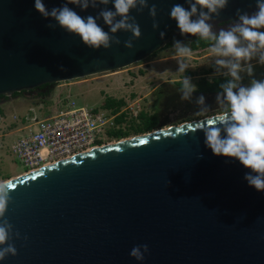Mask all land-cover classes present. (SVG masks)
Wrapping results in <instances>:
<instances>
[{"label":"water","instance_id":"water-1","mask_svg":"<svg viewBox=\"0 0 264 264\" xmlns=\"http://www.w3.org/2000/svg\"><path fill=\"white\" fill-rule=\"evenodd\" d=\"M43 2L51 10L65 0ZM256 2L229 0L219 16L210 14L213 31L236 22L237 9L255 12ZM149 3L157 6L158 29L148 9L132 10L141 29L134 47H124L132 34L118 31L112 35L120 45L97 50L59 26L47 28L55 21L39 14L34 0H0V97L121 70L173 37H196L181 35L170 18L174 4L188 7L185 0ZM97 5L85 10L69 3L84 17L112 8ZM98 23L108 31L102 19ZM215 116L163 122L8 179L16 187L6 218L21 238L11 241L17 255L0 264H264V192L248 186L243 176L249 170L238 161L205 146L202 127ZM143 244L149 252L137 261L130 252Z\"/></svg>","mask_w":264,"mask_h":264},{"label":"clouds","instance_id":"clouds-1","mask_svg":"<svg viewBox=\"0 0 264 264\" xmlns=\"http://www.w3.org/2000/svg\"><path fill=\"white\" fill-rule=\"evenodd\" d=\"M188 7L182 4H174L170 10V18L176 22L181 35L189 34L199 37L203 41H214L209 52L217 57L230 59H216L215 64L227 68V75L231 77L227 83L222 84V97L217 96L220 112L215 119L207 120V125L202 127L204 132V144L211 149L216 156H223L236 160L245 169L243 179L248 186L258 192H264V79H252L250 85L238 84L241 80L240 72L245 71L252 75L255 58L257 63L264 65V0H257V10L251 14L237 9L236 22L227 28L213 31L211 15H220V10L227 7L229 0H185ZM69 3L78 4L81 9L96 8L97 0H65L60 7L49 10L43 0H34L35 10L48 23L47 28L55 30L57 26L69 34L80 37L82 43L91 49H109L113 44L120 45L121 41L114 33L118 31L130 32L132 36L124 41V47L132 49L133 41L141 37V29L136 17L131 15L132 10L137 14L148 9L149 16L153 20V29L159 28L156 20L158 9L155 3L149 0H99V4H112V8H101L97 15L86 17L78 14ZM114 9V10H113ZM196 18H193V17ZM102 19L108 25V31L98 23ZM165 33L160 32L163 37ZM246 42V44L242 43ZM175 54L182 58H191L192 48L174 41ZM242 62H244L242 66ZM188 65L179 61L180 73L187 69ZM61 71H66L63 65ZM181 99L188 100L196 86L190 78L181 76L179 80ZM197 103L204 105V97L198 98ZM207 112L206 107L200 109ZM224 135H221V133ZM143 141L142 144H145ZM10 180H0V261L9 255L16 256L17 249L11 241L20 239L19 231H14V226L6 218L9 204L12 203L10 192L15 189ZM27 240V237H23ZM149 252L147 244L136 245L132 248L130 256L137 261H143L145 254Z\"/></svg>","mask_w":264,"mask_h":264},{"label":"rangeland","instance_id":"rangeland-1","mask_svg":"<svg viewBox=\"0 0 264 264\" xmlns=\"http://www.w3.org/2000/svg\"><path fill=\"white\" fill-rule=\"evenodd\" d=\"M242 43L246 44L244 41ZM181 44L190 47L186 40ZM209 48L193 51L189 59L177 56L175 48L171 46L121 70L58 83L48 97L37 98L30 93H24L1 99L0 180H8L23 173L10 149L18 127L24 124L26 119H43L60 112L66 105L67 95L70 96V103L75 102V105L94 109L102 108L104 100L109 97L123 100L125 106H129L130 112L136 115L140 112L156 113L160 122L158 128L162 127L163 122L167 123L166 126H173L181 124L186 118L193 121L192 119L199 120L217 115L221 110L216 99L203 96L204 105H199L197 100L202 95L193 92L188 100H182L178 87L181 76L190 78L196 88L197 82L203 78L208 81L220 77L231 79L227 75V68L215 64L216 59L230 58L212 55ZM180 60L188 65L183 73L178 71ZM251 63L252 75L241 71L238 84L248 86L252 79H264V65L257 63L255 58ZM243 64L244 62L242 66ZM202 107H206L208 111L201 112ZM139 123L140 120L130 118L123 125V132L127 134L125 138L137 136L132 128ZM121 139L107 136L104 142L109 144Z\"/></svg>","mask_w":264,"mask_h":264},{"label":"built area","instance_id":"built-area-1","mask_svg":"<svg viewBox=\"0 0 264 264\" xmlns=\"http://www.w3.org/2000/svg\"><path fill=\"white\" fill-rule=\"evenodd\" d=\"M69 98L65 97L66 105L60 112L43 119H26L18 127L10 149L22 174L105 145L106 137H112L109 132L125 131L123 125L137 116L127 105L114 113L113 109L78 106ZM119 117L122 120L117 122Z\"/></svg>","mask_w":264,"mask_h":264},{"label":"trees","instance_id":"trees-1","mask_svg":"<svg viewBox=\"0 0 264 264\" xmlns=\"http://www.w3.org/2000/svg\"><path fill=\"white\" fill-rule=\"evenodd\" d=\"M182 39H184V38L183 37L171 38V41L163 49L173 46L174 41L182 42ZM185 40L187 42H189V44H190L189 46H190V48H192L193 51L203 50V49L209 48L211 46V44L214 43V41H203V40L199 39V37H194L192 39H189V40L185 39ZM163 49H161V50H163ZM158 52H156L152 56L156 55ZM228 80H230V78H228V77L214 78L211 81H208V80L203 78L197 82L196 92L197 93H203V94H223V89L221 88V85L227 83ZM55 85L56 84L43 85L39 88L34 89L33 91H29L28 93L31 94L33 92H37L39 98L48 97L53 92ZM21 94H24V92L23 93H17V94H14L12 96H18ZM0 98H7V97H0ZM122 105H123L122 100H116V99L109 97V98L105 99L103 107L108 108V109H113V112L115 113V112L119 111V109ZM1 114H2V110L0 109V115ZM120 120H122L121 117L117 118V122ZM138 120H140V123L133 126V128H132L134 130V132L137 133L136 135L151 132V131L157 129L158 125H159L158 116L156 113L148 114L146 112H140L138 115ZM192 120H195V119H192ZM185 121H190V118H186L182 122H185ZM182 122H180V123H182ZM109 135L112 137H115L117 139L127 137V134L121 130L111 131V132H109Z\"/></svg>","mask_w":264,"mask_h":264},{"label":"flooded vegetation","instance_id":"flooded-vegetation-1","mask_svg":"<svg viewBox=\"0 0 264 264\" xmlns=\"http://www.w3.org/2000/svg\"><path fill=\"white\" fill-rule=\"evenodd\" d=\"M185 41V39H182V42ZM161 51V50H160ZM164 84H167V83H164ZM179 89H180V84L178 85ZM196 95H202V96H207V97H213L214 99L217 100V96L218 94H203V93H197L196 91L194 92ZM32 95L36 96L37 98H39L38 96V93L37 92H33L31 93ZM222 96V94H220ZM3 99V98H0V100ZM158 116V115H157ZM158 121H159V118H158Z\"/></svg>","mask_w":264,"mask_h":264},{"label":"crops","instance_id":"crops-1","mask_svg":"<svg viewBox=\"0 0 264 264\" xmlns=\"http://www.w3.org/2000/svg\"><path fill=\"white\" fill-rule=\"evenodd\" d=\"M113 99H114V98H113ZM104 101H105V100H104ZM122 101H123V100H122ZM103 105H104V103H103ZM103 105H102V108H104ZM124 105H125V103H124V101H123V105H122V106H124ZM122 106H121V107H122ZM121 107H120V108H121ZM104 109H108V108H104ZM138 115H139V114H138ZM138 115L136 116L135 120L138 119ZM159 123H160V122H159ZM158 126H159V125H158ZM124 133H125V132H124Z\"/></svg>","mask_w":264,"mask_h":264},{"label":"snow or ice","instance_id":"snow-or-ice-1","mask_svg":"<svg viewBox=\"0 0 264 264\" xmlns=\"http://www.w3.org/2000/svg\"><path fill=\"white\" fill-rule=\"evenodd\" d=\"M144 140H141L140 143L142 144Z\"/></svg>","mask_w":264,"mask_h":264}]
</instances>
